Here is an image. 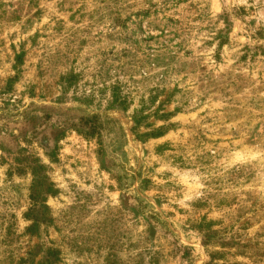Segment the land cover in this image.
<instances>
[{
	"label": "rangeland",
	"instance_id": "374dc122",
	"mask_svg": "<svg viewBox=\"0 0 264 264\" xmlns=\"http://www.w3.org/2000/svg\"><path fill=\"white\" fill-rule=\"evenodd\" d=\"M0 264H264V0H0Z\"/></svg>",
	"mask_w": 264,
	"mask_h": 264
},
{
	"label": "trees",
	"instance_id": "16d2710c",
	"mask_svg": "<svg viewBox=\"0 0 264 264\" xmlns=\"http://www.w3.org/2000/svg\"><path fill=\"white\" fill-rule=\"evenodd\" d=\"M97 118V116H92V117H90V118H88V119H85V122L82 124V125H84V126H86V128H87V130L89 131L88 133L90 134V135H92L93 134V132H95V130L97 129L96 127H95V122H91L92 120H95ZM90 120V121H89ZM151 135H155V136H157V135H159V132L158 133H156V134H151ZM36 183V182H35ZM34 190L36 191V188H34V186H33V196H31V197H35L36 195H35V193L36 192H34ZM35 205H33L32 207H34Z\"/></svg>",
	"mask_w": 264,
	"mask_h": 264
}]
</instances>
